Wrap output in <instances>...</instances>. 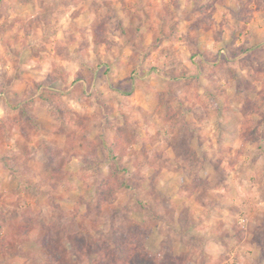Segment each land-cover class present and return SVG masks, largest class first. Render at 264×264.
<instances>
[{
    "label": "clouds",
    "instance_id": "1",
    "mask_svg": "<svg viewBox=\"0 0 264 264\" xmlns=\"http://www.w3.org/2000/svg\"><path fill=\"white\" fill-rule=\"evenodd\" d=\"M230 7L218 4L204 31L190 30L201 16L196 0H7L0 207L9 217L26 209L31 224L0 227V264H122L108 239L112 210L117 227L146 230L142 247L157 261L171 241L176 255L187 253L184 264H217L222 254V264H256L260 248L249 241L264 216V70L245 58L264 44V7L246 25ZM240 79L247 92L237 90ZM246 98L254 102L247 114ZM180 141L188 152L177 156ZM74 225L107 248L74 252ZM225 231L242 242H221Z\"/></svg>",
    "mask_w": 264,
    "mask_h": 264
},
{
    "label": "rangeland",
    "instance_id": "2",
    "mask_svg": "<svg viewBox=\"0 0 264 264\" xmlns=\"http://www.w3.org/2000/svg\"><path fill=\"white\" fill-rule=\"evenodd\" d=\"M30 2L31 0H15V3L18 4H26ZM173 2H175V0H173ZM6 3L7 0L6 1L0 0V17L5 15ZM232 3H235L236 7L235 8L230 7L229 11L232 13L233 17L237 20L238 23L243 21L245 25L247 24V22H249L252 19V12L254 10L258 11L260 10L261 7H264V3H262L261 0H232ZM253 3L255 4V9L249 6ZM218 4L226 5V0H196V8L193 11L200 12L201 16L198 17V19L190 25V30L191 29L199 30L201 27H203L204 31H208L211 27L208 21L212 19V13H214L217 10L216 6ZM223 23L224 21H221V25ZM102 30H103V22H100L99 24L93 26V31L97 43H100L103 40ZM222 35H223L222 26H218L216 32V38L219 39L222 37ZM235 39L236 36L234 34L233 41ZM84 44L86 45V41L84 42ZM226 47H230V45H226ZM246 50L247 49H245V47L242 45L240 51H246ZM234 54L235 53H233V55ZM220 58L224 59L223 56H221ZM245 59L249 64H253V62L259 63V67L256 69L257 71L264 70V44H260L259 42H257V44L251 49V51H249V54ZM53 79L54 77H52L51 74H49L48 80L51 81L48 82H52ZM250 88H251L250 82L245 81L243 79L238 80L237 82L238 91L243 90L247 92ZM253 106H254V102L246 98V103L242 111L245 114H247L249 111L253 110ZM259 123H261V121L257 122V124ZM255 133H256V129L254 128L250 131L249 136L252 139H256V136H254ZM261 135H264V133H262ZM173 147L176 150L177 156L186 155L188 152L187 145L183 141L174 143ZM48 151L50 152L51 149H48ZM197 186L198 183L194 181L192 189L195 190ZM89 212H91V207H89ZM119 217H120L119 210L111 211L110 213L111 222L114 220L117 221ZM9 219H11L13 223V227L17 230V232L25 231L31 224V218L27 214L26 209L23 211L14 209L12 210L9 217L5 215L3 208L0 207V227H2L5 223H8ZM191 223L192 221L189 214V210L187 208H184L180 213L181 229L187 231L190 228ZM122 225L123 224H121L120 226ZM82 230H83L82 225L70 226L68 229V233H69L68 239L71 243L72 248L74 241L76 240L78 241L77 243L80 246L82 245V243L85 246L89 244V246H87L86 249H87V254L91 255L93 252H95L93 247H96V244L94 241H91V243L86 241L84 237L81 235ZM250 231L252 232V239L249 242L250 243L254 242L260 248V255L256 261V264H264V216H258L256 218V223L250 228ZM144 235H146V233ZM144 235H140V237L137 236L138 239L135 242L137 245V250L139 251L127 264H184L185 260L187 259V253H181L180 255H176L173 250L171 241H162L161 248L163 249V256L159 261H157L154 255H149V253L143 249L141 238ZM241 236H242L241 233L237 232L235 237H230L229 233L225 231L224 233L221 234L220 237H218V239H220L221 242H224L225 237L235 238L237 240V243H241L243 240V238L241 239ZM195 239L196 237H191L189 242ZM45 243H49V247L51 249H55L58 242L52 239L50 232H46ZM175 256H176V260H173L172 257ZM177 258L179 259L181 258V261H177ZM225 259H227L226 255L222 254L218 258L217 264H222V261Z\"/></svg>",
    "mask_w": 264,
    "mask_h": 264
},
{
    "label": "trees",
    "instance_id": "3",
    "mask_svg": "<svg viewBox=\"0 0 264 264\" xmlns=\"http://www.w3.org/2000/svg\"><path fill=\"white\" fill-rule=\"evenodd\" d=\"M48 81H51V80H48ZM125 219H127L126 216H125ZM112 224H113V230L108 239L115 246L113 251L116 254V257L122 262V264H127L134 257V255H136V253L139 251L137 250V245L135 242L138 239L137 236L140 237V235H144L146 233V230L140 225H133V224H129L127 228H125L124 225L117 227L115 220L112 221ZM242 238L243 236H241V239ZM77 242L78 241L76 240L74 241V244H73L74 252L84 253L85 251L84 248L89 246V244L85 246L82 243V245L80 246ZM94 242L96 244V247H93L95 252L100 251L101 249L107 248V244H108L107 241L96 240ZM46 244L49 247V243H46ZM77 259H79V256H77ZM172 259L176 260V256L172 257ZM177 261H181V258L180 259L177 258Z\"/></svg>",
    "mask_w": 264,
    "mask_h": 264
},
{
    "label": "crops",
    "instance_id": "4",
    "mask_svg": "<svg viewBox=\"0 0 264 264\" xmlns=\"http://www.w3.org/2000/svg\"><path fill=\"white\" fill-rule=\"evenodd\" d=\"M6 1V0H5Z\"/></svg>",
    "mask_w": 264,
    "mask_h": 264
}]
</instances>
